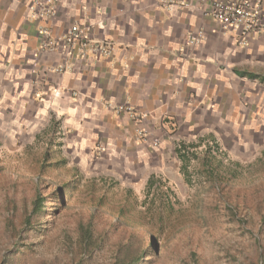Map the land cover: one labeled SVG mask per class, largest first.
Instances as JSON below:
<instances>
[{
	"label": "crops",
	"instance_id": "1",
	"mask_svg": "<svg viewBox=\"0 0 264 264\" xmlns=\"http://www.w3.org/2000/svg\"><path fill=\"white\" fill-rule=\"evenodd\" d=\"M174 1L59 0L45 23L34 17L36 0H0V117L17 132L53 134L85 171L127 190L159 174L184 182L179 141L212 139L237 156L248 140L263 141L264 34L242 44L198 0ZM77 24L112 43L113 55L72 57L62 41L42 49L41 25L61 35Z\"/></svg>",
	"mask_w": 264,
	"mask_h": 264
},
{
	"label": "rangeland",
	"instance_id": "2",
	"mask_svg": "<svg viewBox=\"0 0 264 264\" xmlns=\"http://www.w3.org/2000/svg\"><path fill=\"white\" fill-rule=\"evenodd\" d=\"M12 122L0 117V264H264V140L238 156L179 141L184 182L127 190Z\"/></svg>",
	"mask_w": 264,
	"mask_h": 264
},
{
	"label": "built area",
	"instance_id": "3",
	"mask_svg": "<svg viewBox=\"0 0 264 264\" xmlns=\"http://www.w3.org/2000/svg\"><path fill=\"white\" fill-rule=\"evenodd\" d=\"M158 1L167 7L176 4L174 0ZM58 2L59 0H36L34 17L39 21L49 23L56 15ZM189 4L182 3L187 6L194 5ZM196 5L205 16L219 24L222 32L240 34L242 44H247L251 35L264 34V0H198ZM39 34L45 37L41 44L42 49L50 52L58 51V42L62 41L68 53L76 58H109L115 51L112 43L94 40L91 38L90 29L80 24L74 25L61 35H55L50 26L41 25ZM198 42L199 37L190 36L189 43L191 45H196ZM55 71L61 72L63 68ZM138 133L141 140L148 137L143 128H140ZM155 145L158 143L155 142Z\"/></svg>",
	"mask_w": 264,
	"mask_h": 264
},
{
	"label": "trees",
	"instance_id": "4",
	"mask_svg": "<svg viewBox=\"0 0 264 264\" xmlns=\"http://www.w3.org/2000/svg\"><path fill=\"white\" fill-rule=\"evenodd\" d=\"M214 170V169H212ZM38 189V188H37ZM44 202H45V198L42 197V195L40 194L39 190L38 192L36 193V197L34 199V202H33V206L35 207V209H40L44 206ZM125 219H127L128 221L132 222V218L128 217V216H124L122 215ZM137 227H140L139 224H136Z\"/></svg>",
	"mask_w": 264,
	"mask_h": 264
}]
</instances>
